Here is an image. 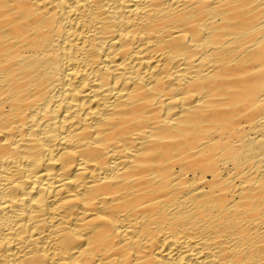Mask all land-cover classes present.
Here are the masks:
<instances>
[{
	"label": "bare ground",
	"instance_id": "1",
	"mask_svg": "<svg viewBox=\"0 0 264 264\" xmlns=\"http://www.w3.org/2000/svg\"><path fill=\"white\" fill-rule=\"evenodd\" d=\"M0 264H264V0H0Z\"/></svg>",
	"mask_w": 264,
	"mask_h": 264
}]
</instances>
